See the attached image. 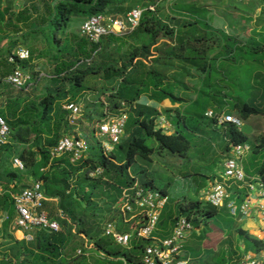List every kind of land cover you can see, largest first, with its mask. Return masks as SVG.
<instances>
[{
	"label": "trees",
	"instance_id": "trees-1",
	"mask_svg": "<svg viewBox=\"0 0 264 264\" xmlns=\"http://www.w3.org/2000/svg\"><path fill=\"white\" fill-rule=\"evenodd\" d=\"M163 1L33 0L29 7L21 8L16 14L13 6H7L0 10V55L5 53L3 47L5 41H17L15 38L19 35L16 37L13 35L22 33L23 38H31L33 42L43 40L47 49L40 51L37 55L36 49H29L31 57L28 61L21 63V69L27 72L26 64L40 59H47L54 68L51 81L58 87V90L50 92L43 98L38 107L32 108L26 104L27 98L11 97L7 99L4 107L0 108V115L7 120L11 134L14 133L16 137L25 141H28L32 135L39 138L35 149L29 152L34 161L32 176L35 181L43 182L44 193L51 199V202L58 200V207L62 209L59 212H62L63 215L58 214L57 217L51 216V218L57 220L60 225L61 223L65 224L66 221H69L71 227L76 224L71 215L75 208L81 207L82 204H74L75 200L86 204V208H81L87 210L94 206L93 199L99 198L104 189L116 191L115 196L109 195L111 202L109 208L110 212L115 214L114 218L116 215L120 216L122 222L128 224L131 229H135L137 222H141L143 225L145 222L143 216L139 219L129 220L120 214L119 210L115 209L123 189L131 188L135 182L156 190L154 179L148 177L146 167L137 165L138 158L150 161L159 150H167L173 154L185 156L191 148V141L170 123L173 128L171 132H167L163 127H158L160 112L154 107L140 104L139 101L142 97L149 96L151 101L158 103L169 100L173 105L180 104V99L176 93V89L180 86V75H183L181 78H184L191 73H199L201 70V68L190 65L196 59L193 53H199L200 57L204 55V57L213 59L220 58L218 49L223 44L227 47L231 43L234 44V46L232 45L234 48L229 53L230 57L234 58L237 47L241 45V42L236 38L223 40L219 36V32H216L210 24H207L204 31L192 34L187 30L181 31L183 27H187L191 23H186L181 28L166 23L159 15ZM127 3H130V7L125 8ZM139 4L140 6L134 9L140 7L145 11L139 26L132 32L122 35L111 34L103 37L98 43H94L84 37L81 32L73 31L75 22H78V25H83L87 19L97 15L118 19L120 14H126V17L133 10H131V5ZM152 6L155 7V11H150L149 8ZM251 45H245L246 47L242 48L240 52L242 54L248 52L262 53L261 58L264 62V47ZM125 48H127L126 51H124ZM7 52L10 53L11 48ZM6 63L8 67L3 72L0 71V86L4 85L5 88L7 85V87L11 86L5 82V78L15 68L14 65L8 63V59ZM32 75L34 82L37 83L39 74ZM91 77L99 79L101 87L106 90L99 93L100 101L104 99L103 96L105 95H109L108 97L113 101V104L101 102L105 110L100 118L102 119L107 111L114 112L121 108L122 104H126L129 112L127 126L131 120V114L135 113L133 132L129 139L117 145L112 153H106L100 145V153L92 148V153L96 152L97 154L93 153V156L90 157L89 152L77 163H72L70 155L53 158L52 149L60 141L59 134L63 125L61 123L63 115L56 107L62 101H65V104L71 102L79 104L77 101L83 95L82 93L91 89L87 87ZM62 83L69 86L66 91L59 90ZM24 90L26 89L21 91ZM65 111L69 119V111ZM238 111L240 116L238 119L241 121L252 116L264 115V107L262 106L246 104L240 107ZM170 115L181 117L179 110H171ZM54 116H56L55 120L52 119ZM53 122H55V130L52 127ZM215 123L218 125L216 121ZM226 132L228 136L226 152L229 157L232 145L245 146L248 138L240 130V126L236 124L227 125ZM43 136L45 137L43 138ZM7 145L0 147V169L4 164L6 153L3 152L4 148H8ZM256 147L255 152L264 151V134L256 138ZM79 165L82 169L77 167ZM97 169H102L103 175L92 176L91 173ZM133 170H135L136 175L133 174ZM137 176H140L141 180ZM258 176L259 182L264 185V159L259 168ZM215 179L213 178L209 182ZM1 184L3 182H0ZM5 187L8 186L5 185ZM5 190L3 189V193L0 194V213L6 212L8 219H12L11 213L15 211L13 194ZM157 191L168 197L165 189ZM241 196L239 195L237 198L239 199ZM204 204L198 201L196 208L186 209L188 212L186 217L191 220L192 224L196 223V226L199 223L195 219L193 220L194 215L202 212L209 221L220 210L210 204L203 206ZM194 212L197 213L194 214ZM163 215L164 210L160 222ZM63 216H66V219L61 218ZM79 222L82 225L83 222ZM112 222H116L118 226L117 220L112 219ZM8 223L5 221L3 227L6 228ZM105 225L103 233H100L99 230L90 232L85 226H81L77 233L72 235L68 233V240L61 233L62 231L54 233L47 230H36L33 232V241L36 242L37 251L43 260L49 257L58 261L57 264H90L88 253L81 251L82 253L79 254L78 252L76 247L77 236L91 240L94 249L104 256L99 264H108L109 262L142 264V257L147 246L139 243L134 236L130 248L138 250L140 255H120L112 251L102 241V238L106 236L104 234ZM15 228L17 232L20 231L16 226ZM37 231L39 232L35 236ZM239 232L245 239L247 253L254 252L257 246L262 247V241L256 240L255 237L242 229H239ZM171 233L161 231L157 235L154 234L153 238L166 239L171 236ZM110 238L114 240L113 237ZM62 248H65L64 252H61ZM138 256L141 257L139 262L135 260ZM109 257L115 260H107ZM4 258L0 259V263L5 261L7 256ZM6 262L8 264H27L24 257L18 262L12 258L7 259Z\"/></svg>",
	"mask_w": 264,
	"mask_h": 264
},
{
	"label": "rangeland",
	"instance_id": "rangeland-1",
	"mask_svg": "<svg viewBox=\"0 0 264 264\" xmlns=\"http://www.w3.org/2000/svg\"><path fill=\"white\" fill-rule=\"evenodd\" d=\"M32 1L0 0V10L5 6H13L16 14L21 8L29 7ZM128 6L130 7V3H127L125 8H128ZM137 6H140V4L131 5V10ZM168 7L172 11L178 12L175 16L173 13V17H175L174 20L171 18V21H174L173 23H191L187 27H183L181 31L187 30L192 34H196L199 31H204L207 24H210L216 32H219V36L223 40L236 38L241 42V45L238 46L239 48L237 47L234 58L230 57L229 53L234 48V44L231 43V46L225 47L223 44L218 49L220 58L204 57L203 54L200 57L199 53H193L196 59L190 65L201 68L199 73L196 72L197 81L193 84L197 97L195 99L189 97V100L183 104L179 111L181 117L165 115L167 118L162 116L158 119V127L166 125L168 127L167 132H171L173 128L167 125L170 123L191 141V148L188 153L185 156H179L167 150H159L152 156L153 159L150 161L140 158L137 160V165L146 167L148 177L154 179L155 189H165L168 194V203L155 235L161 231L165 233L173 232L178 219L187 216L186 209L196 208L198 201L205 203L204 191L209 187V180L218 178L224 170L223 162L228 157L226 152L228 144L227 125H216L214 119L208 118L206 113L213 111L216 115L224 113V116L232 115L239 118L238 109L246 104L264 107V62L261 58L262 53L253 54L248 52L242 54L240 52L247 44L264 47V0H250L244 3L233 0H178L171 6L162 5L160 8V17L171 22L169 18H166L168 13L166 8ZM125 15L120 14L118 19L125 18ZM176 17L180 19H177L179 22H175ZM75 23L73 31L81 32L82 24ZM15 39L17 41H5L4 43L5 53L0 55L1 72L8 67L6 61L15 48L26 47L30 50L34 48L36 49V55L47 49V45L43 40L33 42L31 38L25 39L22 35ZM10 48L11 52L8 53L7 51ZM25 69L32 74H39V81L32 88L24 91L13 86L7 87V85L5 88L4 85H1L0 108L5 106L7 99L18 96L27 98L26 104L29 108L38 107L45 96L54 90H58V87L51 81L54 68L47 59L30 62L26 64ZM87 87L91 89L82 93L83 95L77 101L81 106V113L74 123L69 121L68 114L64 110L65 101H62L56 107L63 115L59 140L65 136L81 137L89 143L91 149L95 148V151L100 153L99 146L103 138L98 135L97 123L105 110L101 102L113 104V101L108 97L109 95L103 96L102 101L98 98L102 90L106 91L101 87L99 79L91 77ZM59 88V90L66 91L69 86L62 83ZM52 119L55 120L56 116ZM135 119V113H132L122 139L123 142H126L131 136ZM52 125L55 130V122ZM166 128L163 127L165 130ZM240 130L248 138L246 142L247 150L242 158L243 166L248 176L259 182L258 171L264 159V151H255L257 148L256 138L264 134V115L252 116L242 121ZM38 139L36 135H32L28 141H25L16 137L14 133L10 135L8 148H4L3 152L6 153L4 164L0 169V182L4 184L0 186L4 190L7 189L5 191L16 194L35 181L32 176L34 161L29 152L35 149ZM154 145L157 146L155 143ZM91 153L92 150L90 151V157L93 156V153ZM80 166L77 167L82 169ZM133 174L136 175L135 170H133ZM137 177L140 179V176ZM220 179L223 180L222 176H220ZM5 185L8 187H5ZM109 195L111 197L115 196L116 191L104 189L99 198L93 199L94 206L89 207L87 210L81 208H86V204L83 202L78 200L73 202L74 204H82V206H77L71 215L76 222L73 227H71L69 221H66L65 224L61 223V233L66 237V240H68V233L70 235L77 233L81 226H85L90 232L99 230L100 233H103L104 225L112 222V219L117 220L119 232L134 234L135 229H131L128 224L123 223L120 216L116 215L114 218L115 214L110 212ZM46 208L52 217H57L58 214L61 215L62 213L59 212L62 209L58 207V200L56 202L46 201ZM196 213L194 212V214ZM11 217L12 219H8L6 212L0 213V259H5L4 257L7 256L8 260L12 258V260L18 262L19 259L24 257L27 264H57L58 261L55 259L52 260L48 257L43 260L40 257L41 254L37 251L36 242L25 241L24 237L17 233L15 211L11 213ZM193 217V220L195 219L199 225L196 226V223H193L194 230L183 243V258L189 264H241L249 257H254L259 262L261 261V264H264V253H262L264 252V240H262V247L257 246L255 248V251H257L253 253L255 256L247 253L245 239L239 232V218L233 217L227 209H220L218 214L209 221L202 212ZM61 218L66 219V216ZM5 221L9 222L6 228L3 227ZM79 221L84 224L81 225ZM38 232L35 233V236ZM76 241L78 252L86 251L90 264L102 262L104 256L94 249L91 240L77 236ZM102 241L112 251L120 255H140L138 250L130 248L132 244L130 246L117 245L109 236L103 237ZM137 241L145 246L157 243L155 239H138ZM64 250L65 248H62L61 252H64ZM6 260L0 264H8ZM107 260L112 261L115 259L109 257ZM135 260L139 262L141 257L138 256ZM108 264L118 263L109 262Z\"/></svg>",
	"mask_w": 264,
	"mask_h": 264
},
{
	"label": "built area",
	"instance_id": "built-area-1",
	"mask_svg": "<svg viewBox=\"0 0 264 264\" xmlns=\"http://www.w3.org/2000/svg\"><path fill=\"white\" fill-rule=\"evenodd\" d=\"M178 0H164L163 6H171ZM239 3L250 0H233ZM169 8V7H168ZM155 11V7H150ZM144 9L138 7L133 9L123 19H114L105 15H97L87 19L82 27L81 34L94 43H98L103 37L122 35L134 31L140 24ZM31 52L26 47L15 49L8 58V63L14 65V70L5 78V82L17 89H30L35 85L33 75L21 69V63L28 61ZM42 75L40 76V78ZM69 111V121L74 123L81 113V106L71 102L65 105ZM208 118L214 119L217 124L224 126L229 124L242 125V121L235 116L223 114L216 115L213 111L207 112ZM129 112L126 104L114 112L107 111L105 116L98 121V135L103 138L101 146L106 153H112L117 145L122 142L125 135ZM11 130L7 120L0 115V147L9 143ZM91 150L89 143L81 137L65 136L52 149L53 158L70 155L72 163L81 161ZM247 146L232 145L231 154L224 159V170L221 173L223 180L215 179L209 182V187L204 191V201L217 209H227L233 217L248 215L251 205V194L260 190L264 193V185L251 179L243 166L242 158ZM92 176L103 175L102 169L91 173ZM236 187V188H234ZM247 187L246 198L239 202L238 191ZM3 189L0 186V194ZM16 218L15 226L24 234L26 241H33V232L36 230H47L59 233L62 231L59 222L49 215L46 209V201H51L43 190V182L35 181L31 186L19 190L12 195ZM168 203V197L150 187H144L141 183L135 182L131 188L123 189L122 195L115 206L120 214L129 220L139 219L143 216L144 224L136 223L133 235L118 231L116 222L106 224L104 234L113 237L114 241L122 246H129L134 236L137 239H155L156 244L146 247L142 257V264H189L183 254V243L190 235L194 226L190 219L181 217L178 219L171 236L166 239L153 238L161 219V214ZM264 216V206L261 207ZM61 213L60 216H62ZM82 252L79 251V254ZM241 264H261V261L254 258H247Z\"/></svg>",
	"mask_w": 264,
	"mask_h": 264
},
{
	"label": "crops",
	"instance_id": "crops-1",
	"mask_svg": "<svg viewBox=\"0 0 264 264\" xmlns=\"http://www.w3.org/2000/svg\"><path fill=\"white\" fill-rule=\"evenodd\" d=\"M20 6H21V4H20ZM5 7H7V6H5ZM166 10L168 12L166 14V18H169L170 21H171V18H173V20H174L175 17H173V13L175 16V14L178 12L172 11V9L170 7L166 8ZM160 14L161 13H159V15ZM177 19L180 20L179 18L176 17L175 22H179ZM165 22L170 23L174 27L178 26L179 28L183 27L186 24V23H173L174 21L168 22V20ZM17 35H22V33L16 34L13 36L16 37ZM7 42H9V41H7ZM181 77H183V75H180V80H179L180 86L178 89H176L177 96L180 99V104L173 105L171 103V101H169V100L158 103L155 101H151L149 96L142 97L141 100L139 101V103L142 105L154 107L155 109H157L160 112L161 117L165 116V115H169L171 110H174V111L179 110L180 111L183 104H185V102L189 100V97L193 98V99H195L197 97L196 91L193 87V84H195V82L197 81L196 73H191L184 78H181ZM167 125L172 127L170 124H167ZM162 127L166 128L167 126L164 125ZM167 129H168V127L166 128V131H167ZM220 176L217 179L222 180V179H220ZM234 188H236V187H234ZM238 192H240V193H238V195H242L239 198V201L242 202L246 198V195L248 194V189H247V187H245L244 189H242ZM251 195H252L251 196V205L249 208L248 215H240L238 217L239 218L238 219L239 229H242L246 233H248L249 235L255 237L256 240L258 239V240L262 241V240H264V216H263V211H262L261 207L264 206V193L260 192V190H257ZM0 229H1V227H0ZM17 233L20 234L21 236L24 235L21 231H19ZM253 253H255V251L251 252L250 254L255 256V254H253ZM262 253H264V252H262Z\"/></svg>",
	"mask_w": 264,
	"mask_h": 264
}]
</instances>
